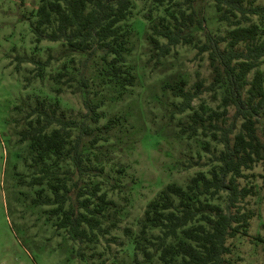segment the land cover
Instances as JSON below:
<instances>
[{
	"label": "rangeland",
	"instance_id": "obj_1",
	"mask_svg": "<svg viewBox=\"0 0 264 264\" xmlns=\"http://www.w3.org/2000/svg\"><path fill=\"white\" fill-rule=\"evenodd\" d=\"M252 1L264 4V0ZM131 2L127 63L135 76L132 85L118 91L107 83L97 90L94 83L98 75L94 82L93 73L88 75L100 61V53L86 59L85 64L79 60L85 55L60 54L59 41H35L29 20L38 0H0V264H159L156 259L146 260L138 250L131 252L128 243L139 234L138 218L145 203L165 182L184 184L196 170H206L220 147L211 139L210 127L192 133L188 114L192 109L202 115L222 110L221 88L210 87L206 52H197L195 44L204 39L203 28L223 34L229 25L216 18L212 0H194V6H203L204 27L192 26V42L175 44L168 53L157 56L145 38L151 20L144 14L150 12L156 19L165 12L163 6L156 8L149 0ZM178 2L185 6L183 0ZM250 19L264 29V17L259 21L256 14H250ZM63 62L66 69L61 67ZM258 68L264 73V60ZM62 70L65 74L54 79L55 72ZM81 72L87 76V96L100 100L99 123L108 115H117L118 120L107 133L105 154L98 157L105 166L103 175H84L76 184H84L87 178L100 180L112 204L101 219L100 229L88 232L89 238L72 239L65 227L57 225L58 213L52 211L56 202L50 199L48 184L44 178L41 182L32 179L42 172L18 131L27 126L25 112L35 96L55 101L56 112L65 116H82L85 92L78 82ZM68 74L73 75L71 81ZM179 79L189 90L197 81L202 83L190 101L192 108L183 111L177 110L180 99L171 94L167 84ZM232 112L233 106H226L223 117ZM239 121L236 119V126ZM263 126L264 115L257 122L261 137ZM54 170L66 185L75 180L76 175L69 178L66 162ZM244 172L239 186H249V192L238 204L251 209L253 215L247 235L228 239L233 245L231 255L233 264H264V162L259 159ZM114 180L118 187L110 188L109 182ZM213 201L224 204L223 197Z\"/></svg>",
	"mask_w": 264,
	"mask_h": 264
},
{
	"label": "trees",
	"instance_id": "obj_2",
	"mask_svg": "<svg viewBox=\"0 0 264 264\" xmlns=\"http://www.w3.org/2000/svg\"><path fill=\"white\" fill-rule=\"evenodd\" d=\"M149 1L165 11L156 19L150 12L144 14L151 20L145 38L157 56L165 55L175 44L192 42V26L204 27L203 6H194V0H183V7L178 0ZM212 1L216 18L229 28L223 34L203 28L204 39L195 45L197 52H206L210 87L221 88L222 110L202 115L192 109L188 115L192 133L210 127V137L220 147L206 170H196L184 184L165 182L145 203L138 218L139 234L128 243L131 252L138 250L143 258L156 259L159 264H233V245L228 239L247 235L253 215L251 209L238 204L249 192V186H239V178L246 176L244 170L255 161L264 162V126L262 137L257 130L259 117L264 115V73L258 68L264 60V29L250 19V14H256L261 21L264 4L252 0ZM131 5V0H38L29 26L35 41H59L60 54L85 55L79 58L85 64L86 59L100 53V61L93 64L88 75L93 73V82L98 75L94 83L97 90L107 83L119 91L132 85L135 76L127 63ZM61 67L66 69L64 62ZM62 74L65 70L56 71L53 77L58 79ZM67 79L71 81L73 75L68 74ZM78 82L85 92L82 116H65L56 112L55 101L35 96L34 104L25 112L27 126L18 131L42 172L32 179L41 182L44 178L52 192L50 199L56 202L52 211L58 213L57 225L65 227L72 239L89 238L88 232L100 229L101 219L112 204L100 180L87 178L84 184H76L84 175H103L105 166L98 157L105 154L107 133L118 120L117 115H108L99 123L100 100L87 96L86 74L81 72ZM167 84L171 94L180 99L178 111L192 108L190 101L202 85L197 81L189 90L182 79ZM228 105L233 106V112L225 118L223 112ZM236 119L240 120L237 126ZM60 162L67 163L69 178L76 175L70 184L55 173ZM109 187H118V183L111 181ZM220 197L223 205L213 201Z\"/></svg>",
	"mask_w": 264,
	"mask_h": 264
}]
</instances>
